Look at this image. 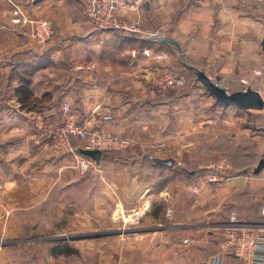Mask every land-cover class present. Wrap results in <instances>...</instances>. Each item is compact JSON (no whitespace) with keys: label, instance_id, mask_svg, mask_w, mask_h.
Here are the masks:
<instances>
[{"label":"crops","instance_id":"1","mask_svg":"<svg viewBox=\"0 0 264 264\" xmlns=\"http://www.w3.org/2000/svg\"><path fill=\"white\" fill-rule=\"evenodd\" d=\"M19 1L29 14L52 20L54 33L40 44L29 26L15 28L10 10H0V59H23L8 58L18 52L31 54L25 59H46L43 68H32L30 77L19 73L12 81L10 73H3L9 80L0 97V264H40L36 252L42 226L74 224L75 220L78 227L89 231L84 234L87 239L129 235L127 255L134 257L130 264H208L218 253L222 264H247L222 243L234 213L242 227L264 230V168L259 173L254 172V166L252 171L231 174L223 157L217 164H222L219 171L226 172V179L220 183H209L205 176H193L185 170L196 163V167L216 164L214 159L221 157L219 145L226 142L237 148L245 136L251 137L240 109L210 103L211 99L209 105H192L191 96L182 99L178 107L168 102L155 105L156 88L113 83L107 70L100 71V77L91 71L82 73L86 78L81 87L70 82L62 89L52 77L50 82L40 81V72L56 59H128L146 71V76L167 70L172 61L150 59L148 50L155 39H144L154 35H136L137 40L127 31L110 30L112 38L101 37L95 45L96 35L108 33L97 29L75 0H38L37 5L31 0ZM140 15L143 27L145 23L151 27L148 31L162 25L157 32L162 30L175 39L179 46L168 45L183 51L186 59H203L216 67V76L207 72L212 79L229 85L226 81L257 80L241 89L252 87L264 97L260 82L264 79L255 74L264 66V5L257 0H148ZM135 16L129 12L124 18L132 21ZM155 16L160 23L153 20ZM110 44L119 58L108 54ZM136 49L145 52L135 57L132 52ZM80 51L86 53L79 55ZM72 69L66 80L80 79L81 67ZM25 78L31 81L26 89L31 98L24 101L19 89ZM76 93L83 96L78 103L72 99ZM45 95L61 96V102L75 106L83 113L79 121L87 122L93 132L131 137V161L112 159L102 151L98 163L92 159V166L80 171L74 168L71 155L59 156L41 146L31 118L34 112L53 111L52 103L42 102ZM98 104L101 110L94 111ZM176 110L183 111L175 114ZM103 113L112 118H103ZM172 121L177 123L174 128ZM77 143L82 141L77 139ZM154 144L163 145L160 152H153L158 151L151 148ZM133 147L141 155L134 156ZM147 150L148 156L177 158L183 166L146 161ZM135 210L141 216L136 224L127 226L121 216ZM30 226L34 232L27 235ZM52 248L47 255L50 261L56 258ZM32 251L35 253L26 260V253Z\"/></svg>","mask_w":264,"mask_h":264},{"label":"rangeland","instance_id":"2","mask_svg":"<svg viewBox=\"0 0 264 264\" xmlns=\"http://www.w3.org/2000/svg\"><path fill=\"white\" fill-rule=\"evenodd\" d=\"M19 2H20L19 0L18 1L17 0H0V10L6 8V9H9L11 12L12 7H13V3H17L18 5L23 7V5ZM24 9L26 10L25 7H24ZM27 14L32 19L41 18L38 16H33V15L29 14L28 12H27ZM125 19H127V18H125ZM10 20H11V14H10ZM153 20H155L158 23L161 22V20L159 21L157 16H155L153 18ZM1 23H2V21L0 19V24ZM11 23L17 29H19L21 27L29 26L31 28L32 33H33V29H32V26L30 24H14L12 21H11ZM144 27L146 29L151 28L146 23H145ZM160 27H162V25L156 26L155 30H153V31H149V32H151L150 35H154V34L164 35L162 30H160V32H157V30ZM0 28H1V25H0ZM116 31H118V30H116ZM103 32H106L108 34H106L105 36L104 35H102V36L96 35L95 38H93L96 40L95 45H97L98 41L101 42V39H102L101 37H107L108 40L110 38H112L113 33L110 30H105ZM13 33L14 32L12 31L11 36H10L11 38L13 36ZM128 33H131V32H128ZM133 34L139 35L137 33H133ZM150 37H155V35L150 36ZM153 39H155V45L151 46V48H149V50H148L149 51L148 54L150 55V53H151V55L153 56V58H152V56H149L150 59H171V61H172L171 67H173L177 71L178 74H182L186 77V82H185L184 86H182L180 88H171V89L167 90L164 95H160L158 93H157V95L165 96L168 92H172V91L176 92L175 94H172L173 96H170V99L173 102H177L175 104V106L178 107L177 105L179 104V102L182 99L186 98V96L183 97V96H174V95L186 93L188 91H192L194 93V90L197 89L195 94L191 93V94L187 95V97L191 96V98H190L191 100H189L190 101L189 103H191L192 105L193 104L209 105V102L211 99L210 103L214 104L215 100L211 96L209 97L208 92L202 86V84L199 81H196L197 76L190 69H188V67L185 66V64L183 62H184V60H186V61L191 62V63H196L197 65L201 66V68H203L204 70H206L209 74H212L213 76H216L218 74L216 67L212 66L209 62H207L203 59H186L184 52L177 50L175 47L176 45L175 46H172L171 44L168 45V42L166 43V42H164L158 38H153ZM12 40H13V38H12ZM10 42L11 41H9V43ZM12 45H13V43H12ZM95 49H96V51L100 50L99 47L95 48ZM108 49L110 52V53L108 52V54L111 56V58H119L118 52H116V50H114L115 48L113 47V45H111V44L108 45ZM136 51H137V53L141 54L142 52H145V49H142V50L136 49ZM83 53L85 54L86 52L80 51V54L79 53L78 54L83 55ZM139 54H137L136 56L138 57ZM161 55H163V57H161ZM165 55H166V57H165ZM12 56H14L15 58L21 57L23 59H0V97L3 96L2 94H3L4 88H5V84H7L8 80H9V79L4 78L3 73H5L6 76H9V73H10V77H9L10 80H12V81L16 80L17 74L22 73V72H24L23 71L24 69L25 70L27 69L28 66H26L25 63H27L30 59H25V58H30L31 54L27 53V52H18V53L10 55L8 58H11ZM64 56H67V55H64ZM56 60L55 61L53 60L54 65H51V66L43 69L42 70L43 72H40V75L37 77L40 81L44 79V81L50 82L51 81L50 77H52V78L56 79L55 82L53 81L54 83H58L59 86L63 85L61 87L62 89L66 88L67 84H70V82H71V84L75 82L76 84H79L81 87L83 80L86 78L85 75H83L82 73H87V72L89 73L91 71V73H93L94 77H100L99 72L102 71V73H107V72H105V70H107L109 73V77H111L113 83H116V82L130 83L132 86L137 87V88H139L141 85L144 84L148 88H151L154 90L156 88L155 83H156V79H157L158 74H156L154 76H146V75H148L146 71L141 70L140 68H138L136 66V64H134L131 60H128V59H56ZM169 66L170 65H168L167 68H170ZM74 67H76V68L81 67V70L79 71L81 73V75H79L80 79H77L75 77L71 81L66 80L69 77L68 76L69 74H73L74 69H72V68H74ZM51 75H53V76H51ZM248 81H245V83H243V80L226 81V82H229L230 85L234 88H238L239 86L242 88V86H251L257 80L251 79ZM260 82H262L264 84V81H260ZM199 89H201V92ZM59 91H60V89H59ZM79 91H81V90H79ZM6 94H9V93L6 92ZM206 97L209 98V100H206ZM62 98L63 97H61V96H52V97L46 96V95L43 96L41 100L44 103V105H49L50 103H52L54 106H53V111H51V110L49 111V110H45V109L42 111H45L47 114L53 113L55 115L56 120L61 119V117L63 115L62 110H61ZM82 98H83V96L81 94H77V93L72 96V99H73V101H75V103L76 102L78 103V100H80ZM114 99L119 100L120 97L114 98ZM70 108H71L72 112L76 116H78V119L80 120V115L83 116V113L81 114V112H78L76 110L75 106H73V105L72 106L70 105ZM170 110L174 111L173 109H170ZM42 111L32 113L31 119H32L33 129H34L33 117L35 114L40 113ZM75 111L79 115L77 113H75ZM182 111L176 110L175 114H179L178 112H182ZM238 113H241V115L243 117L244 126L246 128L248 125V128L250 129V133H251V137L249 139H247L246 136L244 137L243 143H242L243 145H240V151H242L241 150L242 148L249 146L250 151L257 153L258 157H260V158L264 157V132L256 130V127H264V110H252V111L240 110V112H238ZM12 114L16 115L17 113L12 112ZM171 114L173 115L174 112H172ZM176 125H177V123L172 121L173 128ZM76 139H78V138H76ZM36 141H37V139H36ZM79 144L83 145V141H82V143H79ZM154 145H156V144H154ZM154 145H152V146L154 147ZM132 149H134V151H133L135 153V154H133L134 156H137L140 153H142L136 147H133ZM235 150H236V148H233L231 150L232 153ZM130 151L131 150L127 149V150L120 151V152L124 156L133 157L132 155H130ZM146 152L147 153H144V154H146L144 156V158L148 157V155L150 154L149 150H147ZM153 152L158 153L160 151L154 150ZM210 160H212V159H209V161ZM175 162H176L175 167L183 166L179 163L177 158H175ZM212 163H215V162H212ZM217 163H219V161L216 162V164ZM196 164H198V163H196ZM196 164H194L192 166L194 167V166H196ZM73 165H74V168L76 170H80V171L82 170L77 166V163H75V161H74ZM252 169L253 168H250L249 170L252 171ZM224 173L226 174L225 171L223 172V174ZM228 173H229V171H228ZM207 174H203L202 176L206 177ZM225 174L223 176L226 179ZM186 175L188 177L190 176L189 174H186ZM199 176H201V175H199ZM76 179H78V178H76ZM59 196H61V192L59 193ZM132 213H125V214L123 213L121 216L123 218V220H126L127 226H130L132 224H136L138 221V219L136 221H133L134 217L132 216ZM140 216H141V212H140L139 218H140ZM62 219L63 218H61V220ZM78 225H79V223L75 220L74 224H68V225H61V224L60 225L59 224H55V225L48 224V225H46V224H44L42 226V229L40 230L39 234H37V236L42 237V239L37 241L38 246H37V252H36V255L41 260L40 264H130L131 259H134V257L132 258L129 255H127L129 250H126V249H129V247H130L129 244L131 242V240L129 239V235L120 234V235H116V236H108V237H102V238H97V236H96V238L87 239L86 237H84L85 236L84 234L88 233L89 231H86V229H82V228L78 227ZM27 232H31V235H32V232H34V230L30 226L27 229ZM45 237H50L51 239L50 238L47 239ZM49 242L50 243L52 242V245H50ZM65 244L68 245L69 247H72L74 250H76V253H73L72 255H68V256L67 255L56 256V255L52 254L53 257L55 256L56 258L55 257L54 258L57 260L53 259L52 261H50L48 259V256H47L49 251H50L49 248L50 247H53V248L58 247L59 245L63 246ZM34 253H35V251H32V253H26L27 254L26 260L31 259V256ZM156 261H158V259H156ZM156 264H158V263L156 262Z\"/></svg>","mask_w":264,"mask_h":264},{"label":"built area","instance_id":"3","mask_svg":"<svg viewBox=\"0 0 264 264\" xmlns=\"http://www.w3.org/2000/svg\"><path fill=\"white\" fill-rule=\"evenodd\" d=\"M38 0H31L37 5ZM86 16L99 30H125L131 33H137L141 37L150 35L143 27L140 10L148 0H77ZM260 5H264V0H257ZM134 12L137 16L132 21H127L124 16L126 13ZM125 20V21H124ZM11 21L14 24H30L33 29L34 39L40 43H46L54 33L53 21L48 18L32 19L24 7L13 3L11 11ZM131 23V24H130ZM156 35V34H154ZM132 54L136 57L138 54L133 50ZM149 56H152L151 53ZM163 57V55H161ZM166 57V55H165ZM164 57V58H165ZM153 58V56H152ZM155 58V57H154ZM154 61H169V59H152ZM165 71L158 74L156 79V91L160 95L171 88H180L185 85L186 77L178 74L177 71L169 66ZM256 75L264 79V66L256 70ZM216 82L217 79H214ZM62 117L55 118L53 113L47 114L45 111L37 113L33 117L34 130L36 132L37 142L45 149L53 151L59 156L71 155L82 170H87L94 161L78 152L72 139L78 138L83 141L82 147L88 149L103 150H125L130 148L134 141L131 137L119 136L110 132H93L88 127L87 122H80L68 102L61 103ZM101 104L95 106L94 111H100ZM103 118L111 119L110 113H103ZM163 145H151V148L161 151ZM212 171L206 175L209 183H219L225 180L224 174L219 171L222 164L211 163L208 166ZM264 212V209H263ZM140 211L135 210L132 213L133 221L139 219ZM189 242L188 239L185 240ZM224 249L230 248L247 264H264V230L258 228H245L238 224L237 216L234 213L230 217L229 226L226 228ZM223 257L220 253L214 255L208 264H222Z\"/></svg>","mask_w":264,"mask_h":264},{"label":"trees","instance_id":"4","mask_svg":"<svg viewBox=\"0 0 264 264\" xmlns=\"http://www.w3.org/2000/svg\"><path fill=\"white\" fill-rule=\"evenodd\" d=\"M75 2L79 6V8L83 11V13H85L81 4L77 0H75ZM130 34L134 38H136L137 40L139 39L135 34H133V33H130ZM150 38H156V37H148V38L144 39V41H149ZM45 61H46V59H30L27 63H25V65L28 66L27 69L26 70L24 69L23 71L26 74H29V77H30L34 73L32 68L34 66L35 67L41 66L43 68L44 65L46 64ZM183 63L187 67L188 66L196 67V68L204 71L207 74V71L202 69L201 66L197 65L196 63H191V62H188L186 60H184ZM188 69H189V67H188ZM24 72H22V73H24ZM192 72L194 73V71H192ZM196 81H198V80H196ZM22 82H23V87H20V89H19V91L21 93L20 98H21V100L25 101V99L31 98L30 97L31 92L26 90L27 87L31 84V81L29 78L28 79L25 78V79H22ZM225 87H226V89H228L229 92H235V91L242 90L241 87L234 88L229 84H225ZM175 93L176 92L172 91V92H168L165 96H158L157 95V97L153 99V102L155 105L168 102L172 107H174L177 102H173L170 99V96H173L172 94H175ZM191 93H192V91H188L186 93H181V94L174 95V96L185 97ZM256 130L264 132V127H256ZM72 142H73V145L75 148H79L80 146H82V145L79 146V144L77 143V139L75 137L72 139ZM240 145H243V144H240ZM240 145L236 148V150L233 153L231 151L233 148H232L230 143L224 142L222 145H219L218 151L221 153V155H220L221 157L214 159V161H220L221 158H223V157L226 158L228 161V165L230 166V169H231L230 170L231 174H236L237 172L242 171V170H249L250 168H254V166L256 167L259 164L261 158L257 156V153L250 151L249 146L242 148L241 149L242 151H240ZM120 151L121 150H114V149L103 150V155L104 156L107 155L110 158L116 159L119 161H130L133 158V157L122 155ZM145 160L146 161L147 160L154 161L152 156L146 157ZM175 165H176V162H174V166ZM185 170L187 171V173L193 174V176H197V175L199 176V175L207 174L211 169H209V167H196V166L193 167V166L188 165L185 167ZM30 234H31V232H27V235H30ZM73 253H76V250H74L72 247H69L66 244L63 246L59 245L58 247H54L52 249V254H54L56 256H59V255H67L68 256V255H72Z\"/></svg>","mask_w":264,"mask_h":264},{"label":"water","instance_id":"5","mask_svg":"<svg viewBox=\"0 0 264 264\" xmlns=\"http://www.w3.org/2000/svg\"><path fill=\"white\" fill-rule=\"evenodd\" d=\"M156 38L173 43L179 46L178 42L166 35H155ZM264 47V39L262 41ZM189 69L194 71L197 76V80L202 84V86L208 91V93L215 99V102L224 107H235L240 110L250 111V110H263L264 109V97L258 91L252 87H247L246 89L229 92L226 89L223 81H215L209 77L204 71L188 66ZM78 152L84 156L90 157L96 163H98L102 158V151L100 149H88L84 147H79ZM154 161L162 166L174 165L173 158H160L153 157ZM264 168V158H262L259 164L254 169L255 173H259Z\"/></svg>","mask_w":264,"mask_h":264}]
</instances>
